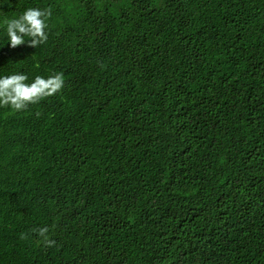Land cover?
Wrapping results in <instances>:
<instances>
[{
    "label": "trees",
    "instance_id": "trees-1",
    "mask_svg": "<svg viewBox=\"0 0 264 264\" xmlns=\"http://www.w3.org/2000/svg\"><path fill=\"white\" fill-rule=\"evenodd\" d=\"M55 72L0 108V264H264V0H0V76Z\"/></svg>",
    "mask_w": 264,
    "mask_h": 264
},
{
    "label": "clouds",
    "instance_id": "clouds-1",
    "mask_svg": "<svg viewBox=\"0 0 264 264\" xmlns=\"http://www.w3.org/2000/svg\"><path fill=\"white\" fill-rule=\"evenodd\" d=\"M51 16L50 7H29L18 17L5 19L3 24L9 46L15 49L27 44L37 48L45 44L48 40L47 20ZM64 86L63 72H55L47 78L37 75L31 82L23 73L0 76V108L10 109L12 114L26 110L29 105L61 92ZM54 228L55 225L34 226L28 232L20 233L19 238L28 241L35 236L36 243L51 248L57 243L50 235Z\"/></svg>",
    "mask_w": 264,
    "mask_h": 264
}]
</instances>
